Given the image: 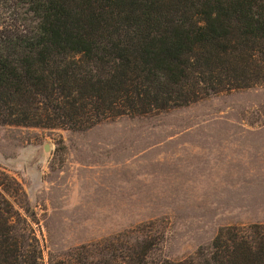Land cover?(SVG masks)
I'll return each mask as SVG.
<instances>
[{
    "label": "trees",
    "instance_id": "1",
    "mask_svg": "<svg viewBox=\"0 0 264 264\" xmlns=\"http://www.w3.org/2000/svg\"><path fill=\"white\" fill-rule=\"evenodd\" d=\"M264 88V0H0V126L85 132ZM39 220L0 170V264H45ZM139 225L47 264H264V224L181 261Z\"/></svg>",
    "mask_w": 264,
    "mask_h": 264
},
{
    "label": "rangeland",
    "instance_id": "2",
    "mask_svg": "<svg viewBox=\"0 0 264 264\" xmlns=\"http://www.w3.org/2000/svg\"><path fill=\"white\" fill-rule=\"evenodd\" d=\"M0 170L35 207L45 264L150 222L181 261L264 224V88L85 132L0 126Z\"/></svg>",
    "mask_w": 264,
    "mask_h": 264
},
{
    "label": "water",
    "instance_id": "3",
    "mask_svg": "<svg viewBox=\"0 0 264 264\" xmlns=\"http://www.w3.org/2000/svg\"><path fill=\"white\" fill-rule=\"evenodd\" d=\"M44 151L47 152L48 151V148L47 147H44Z\"/></svg>",
    "mask_w": 264,
    "mask_h": 264
}]
</instances>
